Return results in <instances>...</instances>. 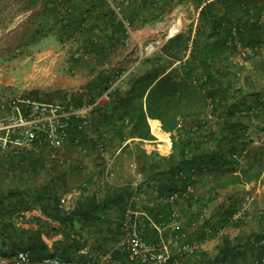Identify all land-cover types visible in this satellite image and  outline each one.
I'll return each instance as SVG.
<instances>
[{"label":"trees","instance_id":"16d2710c","mask_svg":"<svg viewBox=\"0 0 264 264\" xmlns=\"http://www.w3.org/2000/svg\"><path fill=\"white\" fill-rule=\"evenodd\" d=\"M192 1L196 7L203 5L197 25H189L138 63V57L127 54L130 29L161 21L174 4L186 5L190 0H12L9 4L19 11L36 10L34 20L24 25L20 46H35L56 36L62 45L71 43L70 69H88L86 90L71 98L75 105L95 102L116 84L111 101L98 104L86 128L97 135L80 131L74 123L72 141L80 137L97 149L101 140L121 147L122 162L125 157L137 162L144 176L138 193L148 199L146 204L139 200L136 209L145 210L156 222L168 220L174 205L164 199L179 193L184 197L181 214L186 208L189 212L185 220L181 218L189 226L209 203L232 188L191 236V241L200 243L220 235L217 252L202 250L200 262L191 257L188 261L255 264L264 257V207L237 219L234 215L245 195L241 194L245 189L237 187L264 176V135L260 136L264 133V0ZM235 32L250 48L242 58L232 43ZM142 64L146 69L140 72L137 68ZM150 119L161 120L162 128L171 133L169 155L158 150L148 153L141 145L157 139ZM134 138L140 141L124 144ZM53 151L38 145L35 151L0 155V248L8 255L26 249L35 259L57 255L80 264L86 260L81 250L89 240L72 239L70 229L80 233L78 226L88 229L98 224L97 231L115 244L122 236V219L135 188L131 181H107L101 197L84 186L83 168L65 169ZM102 167L98 177L105 175L106 165ZM71 172L79 173V178ZM95 175H87V184ZM76 188L81 193L73 209L66 210L62 198ZM35 208L45 216L34 217L36 227L16 223L23 212ZM243 224L247 231L234 237L225 233L227 227ZM57 234L63 239L50 245L46 237ZM144 234L150 240L159 237L156 229H145ZM95 241L96 249L103 248L98 238Z\"/></svg>","mask_w":264,"mask_h":264},{"label":"built area","instance_id":"2783aa9c","mask_svg":"<svg viewBox=\"0 0 264 264\" xmlns=\"http://www.w3.org/2000/svg\"><path fill=\"white\" fill-rule=\"evenodd\" d=\"M187 5L194 7L193 16L187 20L182 12L170 13L167 16L166 28H158L157 36L141 48L137 63L161 50L170 38L184 31L187 23L188 25H197L203 5L196 7L192 0ZM116 10L120 13L118 7ZM125 23L129 25L128 21ZM162 23L164 21H159L158 25L161 26ZM232 43L237 46L241 58L250 52V48L243 44L237 32H235ZM115 85L104 92L95 102H85L79 106L73 102L61 104L18 97L10 99L3 106L0 100V155L21 150L34 151L38 145L50 147L54 151L60 150L72 139L74 123L80 131L84 132L88 124L92 122L98 104L111 101V91ZM2 110H4L3 113H1ZM95 137L97 140L98 136ZM74 142L84 152L88 151L80 137L75 138ZM98 149L106 165L104 178L112 182L116 176L115 163L119 158L120 150L109 149L101 140L98 142ZM239 159L242 160L240 157ZM133 185L135 191L124 212L120 241L101 255H96L89 244L85 245L81 250L86 256L84 264H194L188 261V258L196 255L201 250L202 244L211 240L206 239L200 243L191 241L192 232L200 228V225L208 217L207 213L202 212L198 217L193 218L190 225L187 226L181 218L180 212V201L184 197L179 193H173L164 199L174 205L168 220L156 222L149 215L144 217L143 212H138L136 209L135 204L141 199V195L138 193L139 183ZM189 190L191 191L193 188L189 187ZM73 191L75 194L80 192L78 188ZM253 201V195L248 193L234 218L243 217L248 210H251ZM62 206L66 210L71 209L68 198L65 196L62 198ZM33 215V210L23 212L18 219V224L27 225ZM145 229L158 230L159 237L150 241L144 234ZM166 231L169 233L168 236H165ZM70 233L72 239H84L83 234L73 229H70ZM218 236L213 240L218 242ZM0 264H76V262L57 255L35 259L26 249L17 250L8 255L0 248ZM205 264L224 263L211 260ZM255 264H264V257L257 260Z\"/></svg>","mask_w":264,"mask_h":264},{"label":"rangeland","instance_id":"374dc122","mask_svg":"<svg viewBox=\"0 0 264 264\" xmlns=\"http://www.w3.org/2000/svg\"><path fill=\"white\" fill-rule=\"evenodd\" d=\"M11 1L12 0H0V100L2 101V105L4 106L6 102L16 97L40 99L61 104H68L72 102L71 98L73 95L86 90V84L90 78L88 69L78 68L73 71L70 69L71 63L69 58L71 43L62 45L56 36H50L35 46H20L19 40L23 37L24 25L32 19L34 20L36 10L32 9L27 11H19L15 4H9ZM190 7L191 6L187 4H174L173 12H182L187 17L186 19L189 20L191 16H193V11ZM161 21H164V25L162 27L165 29L168 24L167 17ZM188 26L189 25L187 23L185 28H188ZM151 39L152 38L141 44L130 42L129 49L134 47V49H138V52H141V48L144 47ZM131 61H134V58ZM135 65H137V63H135L133 66ZM140 66L141 65H139L138 69ZM86 132L92 136L97 135L93 134L89 129H87ZM168 133L171 137V133ZM154 135L157 137V140L155 139L154 144H156L157 147L161 149L160 143H162V141H160V138L156 134ZM261 135L263 136L264 133H260V136ZM85 144L88 149L87 152H84L79 146H77L72 141V139L60 150L53 151L57 152V154H60V160L62 161V166L65 169H68L69 167L75 169L83 168L82 171L84 177L91 172L98 174L103 168L102 166L105 164L104 158L101 155L99 149H92L88 142ZM108 148L114 150L118 147L114 148L112 146H108ZM125 161L128 163L136 162L129 157H125L124 162ZM71 173L74 175L73 177L79 178L77 176L79 173ZM16 182L22 185L24 184V182L19 180ZM261 187H263V185ZM230 192V189L225 190L224 193H222L217 199V201L209 203L210 205L207 207L206 211L207 216H211L212 211L217 209V206L228 196ZM252 192L255 193L256 197L253 203L260 199L259 195L262 196L261 200L264 202V187L261 189V191H258V189L242 190L241 194H245L242 202L246 198L247 194ZM185 205L186 204H184V206ZM256 207L257 206L255 205L252 206L251 210L254 211ZM187 214H189V212L186 208L184 211H182V217L184 220L188 217ZM18 219L19 217L16 219V223H18ZM98 226L100 227V225L95 224L93 227L88 229H83L78 226V229H81L80 233L83 234L82 237L84 239L88 238L89 245L92 247L93 252L96 255H101L107 251V248H113L116 246L121 237L115 244L112 242H107L104 237L105 233L102 234L97 231L96 228ZM239 226H229L225 229V233L229 234L231 237H234L239 234L240 231L243 232L244 230H248L246 224H243L240 227ZM108 235L111 236V234ZM63 237L64 236L62 234H57L53 237H47V240L50 243H53L55 239H63ZM96 238L99 239V243L103 245V248L96 249L94 247V241ZM217 244V240L213 239L203 243L198 256H191V258H199L201 254L200 252H202V250H208L212 254H215L217 252ZM80 264H84V261Z\"/></svg>","mask_w":264,"mask_h":264},{"label":"crops","instance_id":"0c3cea01","mask_svg":"<svg viewBox=\"0 0 264 264\" xmlns=\"http://www.w3.org/2000/svg\"><path fill=\"white\" fill-rule=\"evenodd\" d=\"M190 8H191V10L194 13V10H193L194 7L191 6ZM172 12H173V10L170 13H172ZM185 18H186V16H185ZM158 22L148 23V24H146L144 26H141V27H138V28H135V29H130V32H131V34H130L131 36L129 38L130 42L131 43L132 42H136L137 44L138 43L141 44V43L145 42L146 40H148L150 38L156 37L158 28H161V29L164 28V27H162L164 25V23H162V25L159 26ZM127 54H128V57H134L135 58V57H138L140 52H138V49H134V47H133L131 49L128 48ZM133 67L134 66H131L130 68H133ZM145 69H146L145 66L142 64L140 66L139 71L143 72ZM137 70H138V68H137ZM3 112H4V110L1 111V113H3ZM132 140L140 141L139 138H134V139H129L128 142H131ZM154 141L155 140H144V141H142V143H143L142 145L147 150L148 153H151L154 150H158L163 155H169L172 152V148H173L172 141H171V146H170L169 149H163L164 152H163V150H161L162 148L159 149L157 147V145L154 144ZM117 149H118V151L120 150V153H119V158L117 159V162L115 163L116 176H115V178L113 179L112 182L123 184V183H125L127 181H131L132 184H135V183H139L140 184L143 181L144 176L142 175V173L138 169V164L136 162L135 163H128L126 161L122 162V159H123L124 156H122L121 147L117 148ZM117 149H114L113 151H115ZM52 155L60 156V154H57V152H52ZM93 173L96 174L95 172H93ZM88 177H90V175ZM104 177H105V175L99 176V177L97 175L93 179V181L90 182V184H87V181H89V179H87V175H85L84 180L82 182L84 183V186H87L91 192H95V191L99 192L98 195L102 197L104 195V190H103L104 186L107 184V180ZM263 178H264V176H262V178L259 179L258 181H254V182L249 183V184L244 185V186H238L237 188L254 189V190L258 189V191H261V189L264 187ZM262 185H263V187H261ZM79 190H81V189H79ZM232 190L233 189L230 188V191H232ZM80 193H81V191L78 194H75L74 191L72 190L71 192L65 194V197L68 198V201H69L71 209H73V207H74V205H75ZM251 194H253V199H255L256 198L255 197V193L252 192ZM259 197H260V199L258 201H255V203H253V204L255 206H257V207L259 206V207L263 208L264 202L261 200L262 196L259 195ZM147 199L148 198L145 197V195H141V199L140 200L141 201L143 200V204L147 203ZM138 212H143V214H144L143 216L144 217H146L148 215V213L145 210L142 211V209H139ZM33 213H34V215L31 217L29 223L27 225H25V226H28V227L29 226H35L36 227L37 224H36V222L33 221L34 217H45L43 212L41 211V209L35 208V209H33ZM53 223H54V225H59V223L57 221H54ZM46 239H47V237H46ZM50 245H52V243H50ZM196 256H198V255H196ZM199 258H195V261L196 262H200Z\"/></svg>","mask_w":264,"mask_h":264},{"label":"bare ground","instance_id":"6f19581e","mask_svg":"<svg viewBox=\"0 0 264 264\" xmlns=\"http://www.w3.org/2000/svg\"><path fill=\"white\" fill-rule=\"evenodd\" d=\"M150 123L152 127V132L160 138V141H162L160 147L162 149H169L171 146L170 134L163 130L161 120L150 119Z\"/></svg>","mask_w":264,"mask_h":264}]
</instances>
